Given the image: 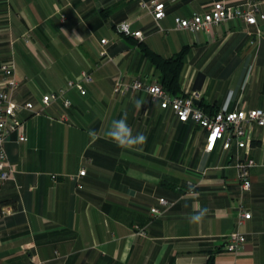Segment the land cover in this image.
Returning <instances> with one entry per match:
<instances>
[{
	"label": "crops",
	"instance_id": "obj_1",
	"mask_svg": "<svg viewBox=\"0 0 264 264\" xmlns=\"http://www.w3.org/2000/svg\"><path fill=\"white\" fill-rule=\"evenodd\" d=\"M158 1L165 16L155 22L139 0H0V64L15 63L16 101L41 108L43 94L82 71L92 77L85 94L66 91L68 108L57 99L41 114L18 113L27 139L12 133L5 143L16 171L0 185V264H204L209 255L215 264H264V128L252 127L248 153L256 164L242 191L232 149L218 143L207 152L205 131L178 121L150 94L112 90L119 73L126 81L158 80L142 41L165 57L187 48L180 89L199 92L196 104L207 111L264 109V21L256 28L233 19L189 32L176 29L174 17L220 0ZM255 1L264 11V0ZM124 19L142 40L116 31ZM123 116L134 134L147 136L145 144L122 149L105 137ZM201 208L208 210L203 221L189 223ZM239 209L251 214L241 226ZM236 229L245 242L226 251L223 237Z\"/></svg>",
	"mask_w": 264,
	"mask_h": 264
},
{
	"label": "built area",
	"instance_id": "obj_2",
	"mask_svg": "<svg viewBox=\"0 0 264 264\" xmlns=\"http://www.w3.org/2000/svg\"><path fill=\"white\" fill-rule=\"evenodd\" d=\"M141 8L146 9L155 22L165 16L164 3L158 0H139ZM242 19L246 24L258 28V19L264 21V11L255 0H245L241 3L231 4L225 1H215L211 8L205 12H193L189 17H174V27L179 30L189 32L208 31L211 25H220L224 22ZM118 33L124 36H132L139 40L144 38L141 30H133L129 20L124 19L115 24ZM102 44L106 42L103 38ZM99 54L104 56L105 50ZM15 63L13 59L6 60L0 64V72L3 74L0 83V185L9 179L14 178L15 168L8 159L5 143L10 134L15 133L17 140H26L24 133V121L18 117L21 110H28L32 114H41L44 106L60 99L63 107L68 108L71 101L65 98V93L69 88L77 89L80 94H85L83 82H90L91 75L82 71L77 79L68 80L65 87L57 91H50L41 97V108H35L31 101L20 103L13 98V91L17 87L14 78ZM114 93H134L144 91L159 101L162 109L170 108L176 119L180 122H192L205 131L204 150L211 152L219 143L222 150L232 149L235 156V167L237 171V184L240 190L246 191L251 187L250 169L256 163L250 157L248 150L252 143V127L264 128L263 108H242L236 107L231 111L217 110L206 112L196 105L200 98L197 91L182 92L181 94H171L157 79L149 80L141 75H137L130 80H124L119 73L114 77ZM60 120L66 121V116H61ZM264 165V163H263ZM85 170L81 169L78 175H84ZM81 187L80 183H76ZM162 205H167V200L159 198ZM151 212L158 215L161 211L155 207ZM251 214L245 209H239L237 214V225L241 226ZM223 248L229 252H238L245 242V235L238 229L228 233L223 237Z\"/></svg>",
	"mask_w": 264,
	"mask_h": 264
},
{
	"label": "trees",
	"instance_id": "obj_3",
	"mask_svg": "<svg viewBox=\"0 0 264 264\" xmlns=\"http://www.w3.org/2000/svg\"><path fill=\"white\" fill-rule=\"evenodd\" d=\"M138 46L144 58L159 71L158 81L162 86L171 94H181L182 91L179 84V74L182 69L183 59L187 48L182 47L174 55L165 57L153 51L142 41L138 43ZM196 105L204 111L209 112L200 104L197 103ZM204 264H215L213 256L209 255Z\"/></svg>",
	"mask_w": 264,
	"mask_h": 264
},
{
	"label": "clouds",
	"instance_id": "obj_4",
	"mask_svg": "<svg viewBox=\"0 0 264 264\" xmlns=\"http://www.w3.org/2000/svg\"><path fill=\"white\" fill-rule=\"evenodd\" d=\"M140 107L141 104L138 102L137 108ZM89 135L95 137L97 133L95 130H90ZM104 135L122 149L132 150L147 142V136L144 133L136 132L134 134L126 116L113 120ZM207 211L206 208H201L195 214L189 215L187 217L189 223L198 224L202 222L207 215Z\"/></svg>",
	"mask_w": 264,
	"mask_h": 264
}]
</instances>
